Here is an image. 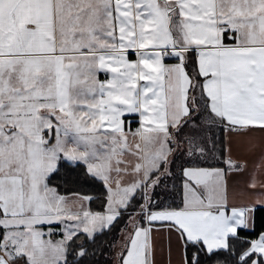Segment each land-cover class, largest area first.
Segmentation results:
<instances>
[{"label": "snow or ice", "instance_id": "6c2138e0", "mask_svg": "<svg viewBox=\"0 0 264 264\" xmlns=\"http://www.w3.org/2000/svg\"><path fill=\"white\" fill-rule=\"evenodd\" d=\"M0 264H264V0H0Z\"/></svg>", "mask_w": 264, "mask_h": 264}]
</instances>
